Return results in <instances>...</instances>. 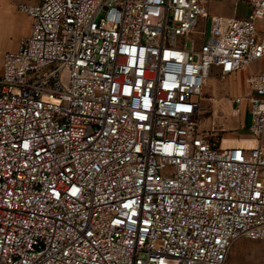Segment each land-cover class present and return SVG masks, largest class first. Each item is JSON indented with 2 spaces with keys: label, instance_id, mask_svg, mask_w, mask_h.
<instances>
[{
  "label": "built area",
  "instance_id": "2783aa9c",
  "mask_svg": "<svg viewBox=\"0 0 264 264\" xmlns=\"http://www.w3.org/2000/svg\"><path fill=\"white\" fill-rule=\"evenodd\" d=\"M244 1L18 4L32 24L0 73V264H224L264 240V66L246 78L254 146L199 127L212 70L264 60V0Z\"/></svg>",
  "mask_w": 264,
  "mask_h": 264
},
{
  "label": "rangeland",
  "instance_id": "374dc122",
  "mask_svg": "<svg viewBox=\"0 0 264 264\" xmlns=\"http://www.w3.org/2000/svg\"><path fill=\"white\" fill-rule=\"evenodd\" d=\"M238 2L239 13L243 16L248 15L251 11L249 4L244 0ZM207 6L211 15L225 13L233 7V4L231 0H208ZM2 8L3 2L0 0V22L5 20L6 16ZM208 23L209 18H200L194 34L198 41H201L203 37L200 32H203L204 37H207L209 32ZM23 28H25V18L22 14H19L15 18L14 31L10 34H0V49L12 47ZM187 43L190 44V40ZM10 50L15 49H7L6 51ZM262 66H264V60H259L242 68L235 74L225 77L217 75L218 70L216 69L211 72L203 90L199 127L206 130L216 140H223V145H232L234 142L240 146H254L256 144V140L249 131L251 114L249 112V102L246 99L249 95L246 78ZM235 96L245 98L240 104L241 110L239 112H235L234 107L231 106L230 100ZM259 139L264 144V134ZM224 264H264V240L248 237L236 239L230 247Z\"/></svg>",
  "mask_w": 264,
  "mask_h": 264
},
{
  "label": "crops",
  "instance_id": "0c3cea01",
  "mask_svg": "<svg viewBox=\"0 0 264 264\" xmlns=\"http://www.w3.org/2000/svg\"><path fill=\"white\" fill-rule=\"evenodd\" d=\"M39 0H2L3 2V13L6 15L5 20L0 22V34L6 33L10 34L14 31L15 29V18L19 15L22 14L23 17L25 18V28H23L22 32L19 33L17 36L16 41L10 48H4L0 49V73L2 70V57H3V52L6 51L7 49H16L18 47L19 41L22 37L28 35L31 30V24H32V19L30 16H28L25 13H22L18 9V4L20 2H27V3H33L37 2ZM233 7L229 8L225 13H218L224 16H243L239 13L238 11V1L237 0H231ZM231 3V2H230ZM207 5H208V0H207ZM217 70V69H216ZM232 145H237L236 142L232 143Z\"/></svg>",
  "mask_w": 264,
  "mask_h": 264
},
{
  "label": "bare ground",
  "instance_id": "6f19581e",
  "mask_svg": "<svg viewBox=\"0 0 264 264\" xmlns=\"http://www.w3.org/2000/svg\"><path fill=\"white\" fill-rule=\"evenodd\" d=\"M255 139V138H254ZM256 140V139H255ZM222 144H223V140H222ZM224 146H228V145H224ZM247 147H251V146H247Z\"/></svg>",
  "mask_w": 264,
  "mask_h": 264
}]
</instances>
